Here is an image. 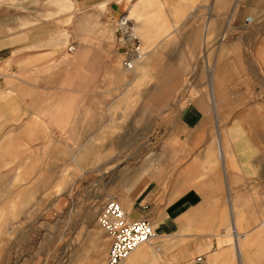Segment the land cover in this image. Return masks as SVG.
<instances>
[{"label":"crops","instance_id":"obj_1","mask_svg":"<svg viewBox=\"0 0 264 264\" xmlns=\"http://www.w3.org/2000/svg\"><path fill=\"white\" fill-rule=\"evenodd\" d=\"M138 1L129 13L143 53L131 70L96 3L62 27L70 54L21 34L8 55L1 48L0 84L16 102L0 99V168L32 135L43 151L55 146L50 160H101L88 184L100 204L65 228L80 234L84 264L105 262L107 200L154 229L120 264H264V0ZM66 220L59 212L58 228Z\"/></svg>","mask_w":264,"mask_h":264},{"label":"rangeland","instance_id":"obj_2","mask_svg":"<svg viewBox=\"0 0 264 264\" xmlns=\"http://www.w3.org/2000/svg\"><path fill=\"white\" fill-rule=\"evenodd\" d=\"M115 1L120 2V10L110 8L108 2L113 4ZM172 1L182 3L191 0ZM192 1L199 6L211 0ZM136 2L139 1L0 0V50L4 47L8 55V50H12L15 42L20 40L19 34H21L22 43L39 38L53 43L52 46L57 50L64 47L66 51L68 34L66 31L62 33V27L66 28L69 25L71 30L75 23L76 12L82 5L100 4L103 11H107L111 16L116 31V19L119 14L128 15L131 22L133 19L137 21L136 15L129 13L130 7ZM196 10L198 15L208 14L204 9L196 8ZM135 33L139 35V32ZM133 40L127 41L117 32L114 48H124L127 51L131 46H138ZM66 52L70 54L73 51ZM137 55L135 54L134 61ZM122 56L124 60L125 55ZM7 62L8 67L9 59ZM139 62H142V58ZM3 71L5 70H0ZM4 87L0 84V99L2 96L9 97L11 102H16L14 90ZM3 117L0 114V126L3 125ZM4 135L2 132L0 137ZM18 135V132L11 133L13 145L17 144L15 140L18 142ZM27 143V146L22 148L18 145L12 146L11 162L0 168V264L88 263L89 256L82 254L76 247L81 238L80 234L73 231L66 234L65 228H70L74 216L94 214V210L100 204L96 197L97 191L88 190V184L97 182L98 174L91 171L100 168L101 160H50L52 157L50 153L55 150V146H44L45 151H43L41 146L35 145L36 140L33 139V135L32 139L29 137ZM77 146L74 144V147H64L75 152ZM64 147L61 149L63 150ZM11 175L13 178H6ZM63 210L66 212V225L64 227L61 224L58 228L57 216ZM105 258L106 255L104 260ZM191 260L192 258L187 257L186 264H190Z\"/></svg>","mask_w":264,"mask_h":264},{"label":"built area","instance_id":"obj_3","mask_svg":"<svg viewBox=\"0 0 264 264\" xmlns=\"http://www.w3.org/2000/svg\"><path fill=\"white\" fill-rule=\"evenodd\" d=\"M123 18H125L124 15H118L116 19V32L122 38L129 41L128 35L131 30L125 26ZM130 48L125 51L123 60L124 67L128 70L134 67V57L135 54L137 55V52L134 51H137V46H131ZM67 50L70 52L74 51V45H68ZM142 209H146V206H142ZM97 223L105 231L109 239V248L104 264H120L129 257L137 246L154 236L153 226L145 218L129 219L121 205L114 200H107L102 203ZM190 264H206V262L204 257L196 256Z\"/></svg>","mask_w":264,"mask_h":264},{"label":"bare ground","instance_id":"obj_4","mask_svg":"<svg viewBox=\"0 0 264 264\" xmlns=\"http://www.w3.org/2000/svg\"><path fill=\"white\" fill-rule=\"evenodd\" d=\"M123 21L125 22V26L126 27H128V29H130L131 31H130V33H129V35H128V40L131 42V40L133 39V38H135V32H134V29H135V26H134V24L135 23H133V20H132V22H131V19H129L128 18V15H125V18H123ZM135 33V34H134ZM140 52V55H141V53H142V51H141V48H139V47H137V52ZM139 54V53H138ZM135 63V62H134ZM154 237V236H153ZM152 239V238H151ZM150 240V239H149ZM148 240V241H149ZM148 241H146V242H148ZM146 242H144V243H142V244H140V245H143V244H145ZM138 247V246H137Z\"/></svg>","mask_w":264,"mask_h":264}]
</instances>
